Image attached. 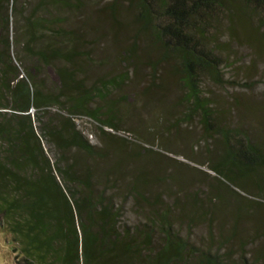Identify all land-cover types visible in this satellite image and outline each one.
<instances>
[{"label":"trees","instance_id":"16d2710c","mask_svg":"<svg viewBox=\"0 0 264 264\" xmlns=\"http://www.w3.org/2000/svg\"><path fill=\"white\" fill-rule=\"evenodd\" d=\"M126 1L133 13L136 33L135 41L123 51L125 58L138 60L135 56L141 49L140 40L146 41L145 49H162L161 57L152 63L153 77L160 63L172 62L166 63L169 66L165 75L182 92L177 103L187 107V112L173 123L167 120L170 123L167 129L178 132L180 123L189 122L197 114L204 131L201 138L209 140L219 136L221 146L237 147V158L225 160L229 167L245 162L263 164L257 151L246 150V142L255 143L249 131L221 127L230 111L203 95L201 77L207 76L215 82L223 80L219 67L232 41L250 42L257 51L264 52L261 48L264 31H259L264 26V0ZM83 2L38 0L24 16L27 3L18 6L19 0H0V225L10 235L15 244L13 248L22 255L19 264H227L216 253L197 249L187 237L174 230L169 209H151L144 217L143 202L150 207L159 203V196L150 194L152 189L146 194V187L153 188V181L140 179L141 171L132 166V177L128 179L122 160L107 161L104 157L108 146L96 148L76 127L74 117L85 115L99 125L103 137H115L106 130L120 129L117 109H114L117 100L109 95L118 90L127 74L99 79L96 82L100 87L96 82L86 86L84 65L87 64L77 56L87 52L77 51L73 45L67 47L61 38L64 30L59 28L50 33L60 42H50L36 51L31 49V42L38 36L37 28L44 29L45 23L62 20L51 16L50 11L60 14L78 10ZM121 4L122 0H111L105 7L108 15L102 10L119 25L118 30L126 26L118 20L123 10ZM39 10L50 18H34ZM18 14L25 20L23 32L28 37L19 41L16 36L13 41L16 46L20 45L15 55L23 67V76L11 61L8 39L10 17ZM222 17L231 41L220 40ZM254 18L259 21L256 25ZM66 33L72 35L73 31ZM27 54L42 65L51 59L65 61L66 65L55 70L59 82L56 92L44 93L35 79L36 71L24 65L23 60L29 58ZM162 84L152 83L144 93ZM95 97L105 104L95 109L89 107ZM50 106L61 107L65 114L56 111L45 120L46 108ZM243 134L247 139L235 138ZM145 151L149 154L146 158L157 152L164 155L151 147ZM118 155L126 156L128 163L133 158L132 153ZM139 155L138 151L134 154ZM143 160L147 161L139 158V162ZM109 161L113 165L107 164ZM117 186L120 187L117 194L109 192L118 190ZM128 204L133 209V217L126 215ZM210 209L211 206L204 213L212 222L215 216ZM237 227L232 225L234 230Z\"/></svg>","mask_w":264,"mask_h":264},{"label":"rangeland","instance_id":"374dc122","mask_svg":"<svg viewBox=\"0 0 264 264\" xmlns=\"http://www.w3.org/2000/svg\"><path fill=\"white\" fill-rule=\"evenodd\" d=\"M37 1L19 0L18 6L24 2L28 4L25 6L24 16ZM110 1L84 0L78 10L62 11L60 14L50 11L51 16L57 19L61 17L62 20L45 23L44 29L37 28L38 36L30 45L31 49L36 51L45 48L50 42H60L50 33L51 30L59 28L64 30L61 38L67 47L73 45L77 51L87 52L77 56V59L87 64L84 65L86 77L83 76L86 86L99 79L117 78L127 74L117 86L118 90L109 95V98L117 100L114 109H117L120 129L106 130L115 137H103L99 125L85 115L74 117L76 127L96 148L105 149V146H108L104 158L107 161L120 158L128 179L132 177L131 168L138 167L141 171L140 179L145 177L148 183L153 181V188L147 186L146 194L152 189L150 194L158 195L159 203L150 207L146 202H141L144 217L148 216L151 209H169L173 229L182 237H187L197 249L216 253L227 264H264V163L245 162L229 167V162L225 163V160L237 158V147L224 148L218 142L221 141L219 136L209 140L201 138L204 131L197 114L189 122L180 123L178 132H170L167 129L166 126L187 112L186 104L177 103L181 90L174 85L176 82H172L170 76L165 75L169 66L166 63L169 61L160 63L153 77L152 63L161 57L162 49H145L146 41L142 40L139 41L141 49H138V56H135L138 60L130 61L125 58L123 51L135 41L136 24L132 21L133 13L127 8V1L122 0L123 10L118 20L125 22L126 26L118 30L119 25L116 26L112 18L106 17L109 12L105 7ZM35 17L50 18L43 10H39ZM221 20L220 26L223 29L220 31V40L225 42L229 37L225 30V18L222 17ZM253 20L255 25L259 22L256 18ZM24 24L25 20L19 14L16 17L12 15L8 30L11 61L19 68V74L22 76L23 67L15 55L20 45L16 46L13 41L16 36L19 41L28 38L23 32ZM67 31H73V34L69 35ZM259 31H264V26L259 27ZM72 37L73 40L70 39ZM261 48L264 50V46ZM224 55L219 67L223 80L215 82L207 76H202L203 95L215 99L217 104H223V107H228L229 117L221 123V127L229 131H249V134L254 136L255 143H245L247 152L257 151L264 160V52L257 51L250 42L236 40L230 43ZM26 56L29 58L23 60L24 65L32 67V72L36 71L35 79L44 93L56 92L59 82L55 70L66 65L65 61L51 59L48 64L42 65L36 62L33 55ZM87 58H90V61H87ZM155 77L158 78L155 80ZM171 82L172 85L169 84ZM152 83L163 84L161 88L155 87L150 93H144ZM96 86L100 87V84L97 83ZM60 100L64 101L63 98ZM103 104V100L95 97L88 106L95 109ZM46 109L45 120L52 117L56 111L65 114L61 107L50 106ZM30 113H34L33 108ZM240 137L247 139L244 134L235 136L236 139ZM120 138L128 142H121ZM199 138L201 140H197ZM235 138L231 140L233 144ZM149 146L160 150L164 155L157 152L151 154V158H146L149 154L145 148H150ZM137 151L140 155L135 157ZM118 153H132L133 158L128 163L125 161L126 156ZM49 155L51 157V153ZM139 158L147 161L139 162ZM107 164H110V161ZM122 183L123 181L118 185ZM117 188L118 190L110 189L109 192L118 193L120 187ZM176 202L178 206L175 205ZM210 206V212L215 216L212 222L204 213ZM125 212L128 217L134 216L129 204L125 206ZM233 224L238 226L236 230L232 229ZM10 239L8 232L0 225V264L21 262L22 255L16 252L17 248H13L15 244Z\"/></svg>","mask_w":264,"mask_h":264}]
</instances>
